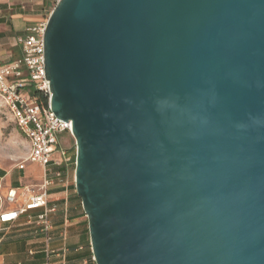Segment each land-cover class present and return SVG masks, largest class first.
Segmentation results:
<instances>
[{"label":"water","instance_id":"water-1","mask_svg":"<svg viewBox=\"0 0 264 264\" xmlns=\"http://www.w3.org/2000/svg\"><path fill=\"white\" fill-rule=\"evenodd\" d=\"M43 54L95 264H264V0H58Z\"/></svg>","mask_w":264,"mask_h":264},{"label":"crops","instance_id":"crops-1","mask_svg":"<svg viewBox=\"0 0 264 264\" xmlns=\"http://www.w3.org/2000/svg\"><path fill=\"white\" fill-rule=\"evenodd\" d=\"M50 5L47 0H0V66L19 58L20 46L16 39L24 36L28 27L45 21ZM66 157L68 162L54 154L52 158L59 160L60 165H50L55 168H50L53 178L47 189V208L54 209L48 216L51 224L49 246L55 252L50 260L53 264H95L87 219L74 189L73 154ZM12 172L0 168V188L4 181L8 184L6 191H34L32 179H39L42 183L43 167L37 164L26 163L14 180L10 179ZM57 172L60 177L54 176ZM42 212L43 209L32 210L8 227L0 225V264L45 263L44 233L36 223V217Z\"/></svg>","mask_w":264,"mask_h":264},{"label":"built area","instance_id":"built-area-1","mask_svg":"<svg viewBox=\"0 0 264 264\" xmlns=\"http://www.w3.org/2000/svg\"><path fill=\"white\" fill-rule=\"evenodd\" d=\"M47 1L54 5L58 0ZM45 27L46 20L28 27L25 35L16 39L20 46L19 58L6 66H0V99L28 144V154L18 165V169H24L26 163L43 167L42 183L37 187V192L18 189L6 191L3 198L10 207L0 209V225L8 227L20 216L32 210L43 209L36 217V223L44 233V264H53L50 257L55 252L49 246L51 224L48 216L54 209L47 208V189L52 184V180L47 179V175L51 174L48 166L60 165L59 160L52 158L54 154L69 161L66 152L58 144L57 135L63 132L70 134L71 126L56 118L49 106L50 92L44 75ZM32 91H38L46 97L47 105H43L37 96L32 95ZM60 175L59 172L54 174L55 177Z\"/></svg>","mask_w":264,"mask_h":264},{"label":"rangeland","instance_id":"rangeland-1","mask_svg":"<svg viewBox=\"0 0 264 264\" xmlns=\"http://www.w3.org/2000/svg\"><path fill=\"white\" fill-rule=\"evenodd\" d=\"M55 5V4H54ZM50 5V9L46 10V17L54 7ZM57 141L60 147L66 152V156H72L75 153L74 139L66 132L57 135ZM28 154V144L25 137L18 130L11 116L3 105L0 99V168L4 172H12L10 179L14 180L19 177L18 165L26 158ZM52 166H48L51 168ZM55 168L52 167V170ZM38 174V172L36 173ZM42 174V173H41ZM40 175V174H39ZM35 176V175H34ZM52 175L48 174L47 179L50 180ZM33 190L37 192V187L40 185L39 179H32ZM8 186L3 181L0 188V209L8 208L10 205L4 202L3 196L6 193L4 190Z\"/></svg>","mask_w":264,"mask_h":264},{"label":"trees","instance_id":"trees-1","mask_svg":"<svg viewBox=\"0 0 264 264\" xmlns=\"http://www.w3.org/2000/svg\"><path fill=\"white\" fill-rule=\"evenodd\" d=\"M31 94L37 96L43 105L45 106L47 105V98L44 97L41 93H39L38 91H32ZM74 161H75V153L73 154L72 157L73 169H74Z\"/></svg>","mask_w":264,"mask_h":264},{"label":"bare ground","instance_id":"bare-ground-1","mask_svg":"<svg viewBox=\"0 0 264 264\" xmlns=\"http://www.w3.org/2000/svg\"><path fill=\"white\" fill-rule=\"evenodd\" d=\"M68 124H69V126H71V125H70V122H68Z\"/></svg>","mask_w":264,"mask_h":264}]
</instances>
